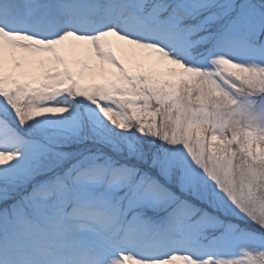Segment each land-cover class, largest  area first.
<instances>
[{
  "label": "snow or ice",
  "instance_id": "1",
  "mask_svg": "<svg viewBox=\"0 0 264 264\" xmlns=\"http://www.w3.org/2000/svg\"><path fill=\"white\" fill-rule=\"evenodd\" d=\"M0 264H264V0H0Z\"/></svg>",
  "mask_w": 264,
  "mask_h": 264
},
{
  "label": "bare ground",
  "instance_id": "2",
  "mask_svg": "<svg viewBox=\"0 0 264 264\" xmlns=\"http://www.w3.org/2000/svg\"><path fill=\"white\" fill-rule=\"evenodd\" d=\"M113 40L114 43L120 44V48H118L117 55H124L125 59V66L130 67L134 63V58L131 57V54L128 52L127 46L123 45L122 42L115 41V38H110ZM76 63L72 65V69L74 72L81 71V63L88 64V69H83V76L81 78V82L85 85L90 83H99L102 82L103 77L100 74V62L94 59H89L88 52L86 51L85 46H79L77 50V54L74 57ZM166 61H160L158 65H156L157 70H160L162 67H170ZM46 69L37 68L33 73L32 76H40ZM32 76L23 77L24 80H30Z\"/></svg>",
  "mask_w": 264,
  "mask_h": 264
},
{
  "label": "rangeland",
  "instance_id": "3",
  "mask_svg": "<svg viewBox=\"0 0 264 264\" xmlns=\"http://www.w3.org/2000/svg\"><path fill=\"white\" fill-rule=\"evenodd\" d=\"M171 67V66H170ZM170 67H165V69L162 67L160 70H158V71H160V72H167V70L170 68ZM132 70H134V68L132 69ZM81 82V81H80ZM81 84H84L83 82H81ZM85 85V84H84ZM87 85V84H86Z\"/></svg>",
  "mask_w": 264,
  "mask_h": 264
}]
</instances>
